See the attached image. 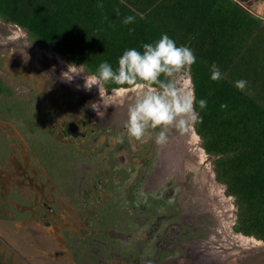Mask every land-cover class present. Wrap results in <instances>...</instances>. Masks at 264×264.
Returning <instances> with one entry per match:
<instances>
[{
  "label": "rangeland",
  "instance_id": "rangeland-1",
  "mask_svg": "<svg viewBox=\"0 0 264 264\" xmlns=\"http://www.w3.org/2000/svg\"><path fill=\"white\" fill-rule=\"evenodd\" d=\"M162 1L120 0L141 14ZM233 1L258 19L259 28L246 41L229 77L234 83L246 80L247 91L264 100V0ZM77 67L56 51L38 47L24 29L0 18V78L8 93L34 94L47 105L42 117L50 137L90 155L89 163L71 162L69 179L60 177V187L15 124L0 119V264H125L119 262V251L106 262L94 247L86 248L79 262L70 240L78 246L95 231L88 221L97 214L92 205L112 199L117 194L109 189L112 179L120 182L128 175L119 191L126 195L125 189L137 180L138 206L160 198L171 203L179 217L178 222L161 227L157 222L141 231V238L176 253L158 264H264V241L238 231L235 200L217 181L213 160L195 127L186 132L169 129L162 145L155 142L159 129L143 141L129 137L118 142L117 137L126 133L127 105L134 93L85 89L84 76L91 74ZM189 75L184 88L193 86ZM93 103L100 105L99 111L93 110ZM169 141L181 143L183 149L171 153ZM111 155L118 164L114 167ZM95 170L97 177L92 179ZM110 234L127 239L119 230Z\"/></svg>",
  "mask_w": 264,
  "mask_h": 264
},
{
  "label": "trees",
  "instance_id": "trees-1",
  "mask_svg": "<svg viewBox=\"0 0 264 264\" xmlns=\"http://www.w3.org/2000/svg\"><path fill=\"white\" fill-rule=\"evenodd\" d=\"M128 16L135 20L126 25L123 21ZM0 18L24 29L38 47L56 51L70 65H83L91 75L100 63L107 61L115 68L125 50L142 51L144 44L154 43L164 34L177 46L191 48L196 63L190 73L196 110L202 118V123L194 125L195 131L213 160L217 181L235 200L238 231L264 241V100L254 98L247 89L238 90L229 77L246 41L259 28L256 17L233 0H163L145 14L120 0H0ZM213 63L222 73L219 81L211 80ZM104 87L112 90L117 85ZM201 99L207 102L204 109L199 108ZM45 107L34 94L11 97L0 78V119L15 124L61 187V178L69 179L71 162L89 163L90 155L50 137L42 117ZM110 158L112 167L118 165L112 155ZM91 175L95 179L96 170ZM128 178L119 182L111 176L113 186L109 189L117 194L101 205H92L97 214L90 215L88 221L95 231L79 240L78 246L70 240L79 262L90 247L106 262L114 260L119 251V262L125 264H158L176 254L141 238V231L157 222L160 227L178 222L175 207L151 197L141 208L134 193L137 180L125 189L126 195L118 189ZM114 230L127 234V239L111 236Z\"/></svg>",
  "mask_w": 264,
  "mask_h": 264
},
{
  "label": "clouds",
  "instance_id": "clouds-1",
  "mask_svg": "<svg viewBox=\"0 0 264 264\" xmlns=\"http://www.w3.org/2000/svg\"><path fill=\"white\" fill-rule=\"evenodd\" d=\"M97 7H103L98 4ZM135 17L128 16L124 24H131ZM142 51L130 48L124 51L118 59V66L113 67L107 61L100 63L96 73L90 77L84 76V88L96 86L100 91L104 85H117L112 93H134L129 97L127 105V135L136 141L150 138V133L159 129L155 134L158 145L168 140L169 129L175 128L187 131L202 118L196 110V95L194 85L184 88L183 81L190 80L191 66L196 63L193 50L187 46H177L168 35H162L157 41L144 44ZM83 65L77 67L81 68ZM71 77L73 75L69 73ZM222 73L216 63L211 65V80L219 81ZM72 79V78H71ZM248 82L244 79L235 81V87L244 91ZM127 87H124V86ZM199 108L207 106L206 100H199ZM93 110L99 111V104L93 103ZM224 107V106H222ZM123 142V135L117 137Z\"/></svg>",
  "mask_w": 264,
  "mask_h": 264
},
{
  "label": "flooded vegetation",
  "instance_id": "flooded-vegetation-1",
  "mask_svg": "<svg viewBox=\"0 0 264 264\" xmlns=\"http://www.w3.org/2000/svg\"><path fill=\"white\" fill-rule=\"evenodd\" d=\"M124 130H126L125 127H124ZM121 135H123V138H124V139H127V138L129 139V136L127 135V132L124 133V134H121ZM169 143H171V144H170V149H171L170 152H171V153H178L180 150L183 149L181 143H179V142L174 143V142H170V141H169ZM166 152L169 153V151H167V150H166Z\"/></svg>",
  "mask_w": 264,
  "mask_h": 264
},
{
  "label": "bare ground",
  "instance_id": "bare-ground-1",
  "mask_svg": "<svg viewBox=\"0 0 264 264\" xmlns=\"http://www.w3.org/2000/svg\"><path fill=\"white\" fill-rule=\"evenodd\" d=\"M193 137L195 138V135Z\"/></svg>",
  "mask_w": 264,
  "mask_h": 264
},
{
  "label": "water",
  "instance_id": "water-1",
  "mask_svg": "<svg viewBox=\"0 0 264 264\" xmlns=\"http://www.w3.org/2000/svg\"><path fill=\"white\" fill-rule=\"evenodd\" d=\"M113 18H114V15H113ZM239 227V226H238Z\"/></svg>",
  "mask_w": 264,
  "mask_h": 264
}]
</instances>
